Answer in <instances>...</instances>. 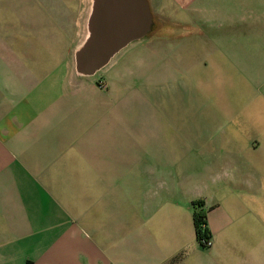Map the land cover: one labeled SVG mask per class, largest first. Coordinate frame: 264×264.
Masks as SVG:
<instances>
[{
    "label": "crops",
    "instance_id": "1",
    "mask_svg": "<svg viewBox=\"0 0 264 264\" xmlns=\"http://www.w3.org/2000/svg\"><path fill=\"white\" fill-rule=\"evenodd\" d=\"M147 2L150 32L85 76L83 0H0V264H264V0ZM132 82H207L198 142L132 126Z\"/></svg>",
    "mask_w": 264,
    "mask_h": 264
},
{
    "label": "rangeland",
    "instance_id": "2",
    "mask_svg": "<svg viewBox=\"0 0 264 264\" xmlns=\"http://www.w3.org/2000/svg\"><path fill=\"white\" fill-rule=\"evenodd\" d=\"M92 0H83V17L78 24V38L87 35V20L91 11ZM231 7L221 8L222 14L230 13ZM238 14L245 17H251V7L237 8ZM232 14V13H231ZM154 29V28H153ZM153 37V38H152ZM145 47L147 50L157 49L154 45L155 36L145 37ZM188 42L178 44V48L183 50V54L187 55V50H195L197 58H203V52L207 48L206 39H189ZM153 49V50H154ZM148 53V57L155 60L156 53L154 51ZM171 52L164 54L165 63H172L175 52L172 48ZM139 71L138 68H133ZM150 77V73H149ZM132 82V89L135 95L140 97L133 99L132 110L137 115L134 117L132 126L147 127L151 129H161L164 135L163 142L172 145H184L188 142L196 143L198 138L193 139L189 131L183 129H207V82ZM240 88V84L237 85ZM157 90L161 99H156ZM226 94H236L234 90H226ZM144 97H146L144 99ZM139 114V115H138Z\"/></svg>",
    "mask_w": 264,
    "mask_h": 264
},
{
    "label": "water",
    "instance_id": "3",
    "mask_svg": "<svg viewBox=\"0 0 264 264\" xmlns=\"http://www.w3.org/2000/svg\"><path fill=\"white\" fill-rule=\"evenodd\" d=\"M151 26L147 0H92L87 35L74 56L77 72L93 75L113 55L149 33Z\"/></svg>",
    "mask_w": 264,
    "mask_h": 264
},
{
    "label": "trees",
    "instance_id": "4",
    "mask_svg": "<svg viewBox=\"0 0 264 264\" xmlns=\"http://www.w3.org/2000/svg\"><path fill=\"white\" fill-rule=\"evenodd\" d=\"M201 204H202L201 201H196L192 203L194 209L192 215V221H193L195 238L198 241V243L202 246L203 245L202 242L210 238V232L206 224L205 211L200 210Z\"/></svg>",
    "mask_w": 264,
    "mask_h": 264
},
{
    "label": "built area",
    "instance_id": "5",
    "mask_svg": "<svg viewBox=\"0 0 264 264\" xmlns=\"http://www.w3.org/2000/svg\"><path fill=\"white\" fill-rule=\"evenodd\" d=\"M202 244H203V245H202L203 248H208V247H210V246H211V238L204 240V241L202 242Z\"/></svg>",
    "mask_w": 264,
    "mask_h": 264
}]
</instances>
